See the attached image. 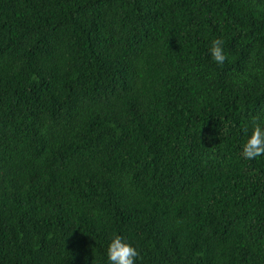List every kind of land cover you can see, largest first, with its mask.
Listing matches in <instances>:
<instances>
[{
	"label": "trees",
	"instance_id": "obj_1",
	"mask_svg": "<svg viewBox=\"0 0 264 264\" xmlns=\"http://www.w3.org/2000/svg\"><path fill=\"white\" fill-rule=\"evenodd\" d=\"M256 115L264 0H0V264H264Z\"/></svg>",
	"mask_w": 264,
	"mask_h": 264
},
{
	"label": "clouds",
	"instance_id": "obj_2",
	"mask_svg": "<svg viewBox=\"0 0 264 264\" xmlns=\"http://www.w3.org/2000/svg\"><path fill=\"white\" fill-rule=\"evenodd\" d=\"M208 52L212 61L217 65H223L228 60V56L224 52L223 39H213ZM244 132L246 139L241 147L240 156L245 160L264 156V118L260 115L253 116L250 134H248V125H245ZM106 255L109 264H136L139 253L133 246L125 242L123 237L114 235L107 245Z\"/></svg>",
	"mask_w": 264,
	"mask_h": 264
}]
</instances>
